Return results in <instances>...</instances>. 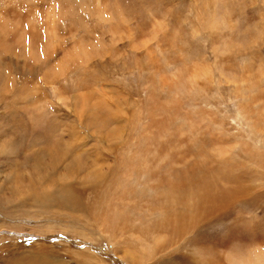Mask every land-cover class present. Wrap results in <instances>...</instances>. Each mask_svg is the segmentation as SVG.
Masks as SVG:
<instances>
[{
    "label": "rangeland",
    "instance_id": "374dc122",
    "mask_svg": "<svg viewBox=\"0 0 264 264\" xmlns=\"http://www.w3.org/2000/svg\"><path fill=\"white\" fill-rule=\"evenodd\" d=\"M255 257L264 0H0V264Z\"/></svg>",
    "mask_w": 264,
    "mask_h": 264
},
{
    "label": "bare ground",
    "instance_id": "6f19581e",
    "mask_svg": "<svg viewBox=\"0 0 264 264\" xmlns=\"http://www.w3.org/2000/svg\"><path fill=\"white\" fill-rule=\"evenodd\" d=\"M207 7V6H206ZM208 8V7H207ZM62 98V97H61ZM87 99V98H86ZM84 100V99H83ZM91 102V101H90ZM41 103V102H40ZM46 106V105H45ZM90 109V108H89ZM90 111V110H89ZM91 115V114H90ZM96 116V115H95ZM102 116V115H101ZM99 116H97L96 117V120H95V122L97 123V124H99L98 122H100L99 121V119H101V118H98ZM103 117V116H102ZM94 119H95V117H93ZM108 118V117H107ZM29 120V119H28ZM81 120V119H80ZM108 120V119H107ZM101 121H102V123H105V120L104 119H101ZM78 124V123H77ZM72 131V130H71ZM73 132V131H72ZM96 133L98 132L99 133V130H96L95 131ZM74 134H75V132H74ZM73 140V139H72ZM72 142V141H71ZM77 142V141H76ZM91 148V147H90ZM67 150V149H66ZM89 150V149H88ZM91 150H93V148H91ZM79 151V150H78ZM87 152V151H86ZM91 152V151H90ZM70 153V152H69ZM92 153H93V151H92ZM83 153H81V155H82ZM86 154H88V153H86ZM83 155H85V154H83ZM92 155V154H91ZM90 155V156H91ZM86 156V155H85ZM89 156V155H88ZM58 157H59V154H58ZM77 157H79V156H77ZM92 157V156H91ZM89 158V157H88ZM70 159V158H69ZM78 159V158H77ZM84 159V158H83ZM68 160V159H67ZM89 160H94L93 158L92 159H89ZM88 159H86L85 161H84V165L83 164H78L77 162H75V161H72V162H74V163H72V165L70 164L69 165V167H72V168H69L68 170H67V178H65V180H64V178H63V180L66 182V181H72L73 179H75V180H77L78 178H75V177H79L78 175L80 174V173H82V175H81V180H77V181H81V184H85V185H87V184H92V183H97L98 182V180L100 181L101 179H103V176L105 175V173L103 172V170H102V168L103 167H101V166H99L98 165V163H96V164H94V163H90V161H89ZM59 161V159L57 160V162ZM66 161V160H65ZM80 161H82V160H79V162ZM48 165V164H47ZM45 170V169H44ZM51 171V170H50ZM179 171V170H178ZM40 172V171H39ZM43 175V174H42ZM176 176V175H175ZM39 177V176H38ZM57 179V178H56ZM58 179H60V176H59V178ZM180 179V178H179ZM178 179V180H179ZM195 180V179H194ZM203 181V180H202ZM178 182V181H177ZM55 183H57V182H55ZM60 182H58V184H59ZM64 183V182H63ZM67 183V182H66ZM73 183V182H72ZM79 183V182H78ZM195 183H197V182H195ZM76 184V183H75ZM64 185H65V183H64ZM93 185V184H92ZM173 185V184H172ZM176 185V184H175ZM177 185H178V183H177ZM193 185V184H192ZM45 186V185H44ZM94 186V185H93ZM160 186V185H159ZM195 186H196V184H195ZM200 186V185H199ZM48 187H49V185H48ZM47 187V188H48ZM65 187V186H64ZM64 187H62V188H64ZM85 187V186H84ZM90 187V186H89ZM166 187V186H165ZM174 187H176V186H174ZM178 187V186H177ZM192 187V186H191ZM24 188H26V187H24ZM45 189V190H48V189ZM51 188H52V185H51ZM57 188V187H56ZM58 188H60V186L58 187ZM70 188V187H69ZM68 187H67V190L69 189ZM158 188V187H157ZM161 188H163V187H161ZM61 189V188H60ZM73 189V188H72ZM24 191H29V190H31L30 188H29V190H26V189H23ZM50 190V189H49ZM48 190V191H49ZM75 190V189H74ZM187 190V189H186ZM192 190V189H191ZM195 190H196V188H195ZM33 192H35L34 190H32ZM41 191V190H40ZM56 191V190H55ZM71 191V190H70ZM76 191V190H75ZM37 192V191H36ZM35 192V193H36ZM53 192H54V189H53ZM160 193H161V191H159ZM166 192L167 193H169L167 190H166ZM183 192H185V191H183ZM193 192V191H192ZM192 192H190L191 194H192ZM22 193V192H21ZM38 193H40L39 191H38ZM44 193V192H43ZM56 193H57V191H56ZM68 193V192H67ZM74 193H76V192H74ZM165 193V192H164ZM167 193H166V196H167ZM182 193V192H181ZM195 193V192H194ZM193 193V194H194ZM41 194V193H40ZM40 194H38L39 196H40ZM66 194V193H65ZM69 194V193H68ZM68 194H66V195H68ZM162 194V193H161ZM175 194V193H174ZM184 194V193H183ZM182 194V195H183ZM20 195V194H19ZM17 196V198L18 197H20V196H22V195H20V196ZM30 195H33V194H31L30 193ZM42 195V194H41ZM46 195V194H45ZM56 195V194H55ZM54 195V196H55ZM58 195V194H57ZM72 195V194H71ZM79 195V194H78ZM162 195H165V194H162ZM173 195V194H172ZM181 195V194H180ZM186 195V194H185ZM198 195V194H197ZM197 195L195 194V196L197 197ZM24 196V195H23ZM29 196V195H28ZM43 196V195H42ZM53 196V195H52ZM59 197H62V196H60V195H58ZM169 197H166L167 199L168 198H170V196H171V193L168 195ZM174 196V195H173ZM175 196H177V195H175ZM192 196V195H191ZM45 197V199L44 200H46L47 198H46V196H44ZM69 197V196H68ZM159 197H160V194H159ZM172 197V196H171ZM179 197V196H178ZM187 197V196H186ZM16 198V199H17ZM21 198V197H20ZM36 198V197H35ZM38 198H41V196L40 197H38ZM50 198H52V197H50ZM176 197H174V199H175ZM181 199L180 200H182V197H180ZM190 198V197H189ZM193 198V197H192ZM53 199V198H52ZM55 199H57V198H55ZM63 199V198H62ZM68 199V198H67ZM160 199V198H159ZM164 199V198H163ZM166 199V200H167ZM32 200H33V197H32ZM49 200V199H48ZM47 200V201H48ZM51 200V199H50ZM59 200H61V198H59ZM69 200V199H68ZM172 200V199H171ZM179 201V198L177 199L176 198V201ZM187 200H189V201H191L190 199H187ZM194 200V199H193ZM36 201V200H35ZM38 201H39V199H38ZM65 201V200H64ZM75 201V200H74ZM184 201L185 200H183V202H182V204L184 203ZM189 201H187V202H189ZM195 201V200H194ZM37 202V201H36ZM41 202H42V200H41ZM45 202V201H44ZM56 202V201H55ZM60 202H62V201H60ZM80 202V201H79ZM155 202V201H154ZM154 202H153V204H154ZM181 202V201H180ZM46 203V202H45ZM49 203V202H48ZM57 203H58V200H57ZM56 203V204H57ZM167 203H169V200L167 201ZM191 203V202H190ZM192 203H194V206L196 207V205H195V202H192ZM191 203V204H192ZM38 204H40V205H42V203H39L38 202ZM70 204V203H69ZM170 204V203H169ZM181 204V203H180ZM53 205V204H52ZM160 205V204H159ZM175 205H176V203H175ZM184 205H186V204H184ZM183 205V206H184ZM44 206V205H43ZM61 206V205H60ZM162 206V205H161ZM161 206H160V208H161ZM168 206V205H167ZM170 206V205H169ZM168 206V207H169ZM180 206H182V205H180ZM182 206V207H183ZM190 205H188L187 207H189ZM204 206V205H203ZM154 207V206H153ZM173 207V206H172ZM175 207V206H174ZM174 207L172 208V210L174 209ZM201 207V206H200ZM170 208V209H169ZM169 208H167V209H169V210H171V207H169ZM184 208H185V206H184ZM191 208V207H190ZM202 208V207H201ZM204 208H205V206H204ZM72 209H73V207H72ZM166 209V208H165ZM165 210V211H168V210ZM181 209V208H180ZM197 209V208H196ZM195 209V210H196ZM158 210V209H157ZM176 210V209H175ZM177 210H178V208H177ZM177 210L174 212V213H178L177 212ZM182 210H184V209H182ZM181 210V212H183ZM160 211V210H159ZM116 212V211H115ZM161 212H164V211H161ZM172 212V211H171ZM185 212V211H184ZM183 212V213H184ZM159 213V212H158ZM168 213V212H167ZM181 214V213H180ZM180 214H178V215H180ZM106 215V214H105ZM167 215V214H166ZM172 215H174V214H172ZM194 215V214H193ZM180 216H182V215H180ZM200 216V215H199ZM203 216V215H202ZM183 217H184V215H183ZM182 217V218H183ZM213 217V216H212ZM152 218V217H151ZM186 218V217H185ZM164 219V218H163ZM187 219V218H186ZM200 219V218H199ZM170 220V219H169ZM195 220V219H194ZM207 220V219H206ZM180 221V220H179ZM184 221V220H183ZM166 222V221H165ZM189 222H191V221H189ZM189 222H187L186 221V223H189ZM221 222V221H220ZM171 223H173L172 222V220H171ZM192 223V222H191ZM222 223V222H221ZM177 225H178V222L176 223ZM198 224V223H197ZM188 225V224H187ZM191 225L193 226L194 225V223L193 224H190L189 225V227H191ZM209 225H211V224H209ZM177 227V226H176ZM179 227V226H178ZM177 227V228H178ZM193 227H196L195 225L193 226ZM208 227V226H207ZM198 228H200V227H197V229ZM209 228V227H208ZM159 229V228H158ZM157 229V230H158ZM166 229V228H165ZM176 229V228H175ZM180 229H182V228H180ZM179 229V231L181 232V230ZM190 229V228H189ZM194 229V228H193ZM201 229V228H200ZM162 231V230H161ZM167 231V230H166ZM184 230L182 229V232H183ZM186 231V230H185ZM193 232H194V230H192ZM168 232H169V230H168ZM196 232V231H195ZM170 233H172V231L170 232ZM169 233V234H170ZM197 233V232H196ZM156 234V233H155ZM184 234V233H183ZM198 234V233H197ZM200 234V233H199ZM202 234V233H201ZM158 235V234H157ZM167 236V235H166ZM178 236V235H177ZM155 237V236H154ZM163 237V236H162ZM201 237V236H200ZM204 237V236H203ZM141 238V237H140ZM183 238V237H182ZM166 239V238H165ZM187 239V238H186ZM185 239V240H186ZM197 241H199L198 239H196ZM113 242V241H112ZM177 242V241H176ZM175 242V243H176ZM114 243H116V242H114ZM113 243V244H114ZM157 243H158V241H157ZM162 243V242H161ZM182 243V242H181ZM194 243V242H193ZM110 244V243H109ZM112 244V243H111ZM113 244H112V246H113ZM117 244V243H116ZM155 244V243H154ZM163 244V243H162ZM214 246V245H213ZM149 247V246H148ZM173 248V247H172ZM208 248V247H207ZM211 248V247H210ZM149 249V248H148ZM170 249V248H169ZM185 249V248H184ZM215 249H217V248H215ZM125 250V249H124ZM130 250V249H129ZM141 250V249H140ZM210 251H213V249L211 250V249H209ZM152 251V250H151ZM162 251H164V250H162ZM185 251V250H184ZM218 251V250H217ZM158 252V251H157ZM207 252V251H206ZM135 253V252H134ZM134 253H131V254H134ZM165 253V252H164ZM163 253V254H164ZM123 254H124V252H123ZM122 254V255H123ZM141 254V253H140ZM158 254H160V253H158ZM157 254V255H158ZM168 254V253H167ZM121 255V256H122ZM155 255V254H154ZM162 255V254H161ZM160 255V256H161ZM210 255H213V254H210ZM209 255V256H210ZM246 255V254H245ZM128 256V255H127ZM139 256V255H138ZM180 256H182V254L180 255ZM214 256V255H213ZM211 257V256H210ZM128 258V257H127ZM209 258V257H208ZM214 258H216L217 259V256H215ZM122 259H126V258H122ZM134 259V258H133ZM132 258H130V260H133ZM137 259V258H136ZM165 259V258H164ZM237 259V258H236ZM129 260V259H128ZM180 260V259H179ZM209 260V259H208ZM211 260H213V258L211 259ZM253 260V259H252ZM237 261H239V260H237ZM260 260H259V257H255L254 258V261H251V260H249V263L248 264H250V263H252V264H263V262H259ZM172 262V261H171ZM218 262H219V260H218ZM245 262V261H244ZM247 262V261H246ZM137 263V262H136ZM199 263V262H198ZM231 263V262H230ZM37 264V263H36ZM233 264V263H232ZM236 264H241V262H237Z\"/></svg>",
    "mask_w": 264,
    "mask_h": 264
}]
</instances>
